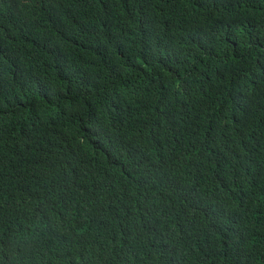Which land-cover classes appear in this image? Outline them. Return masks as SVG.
Segmentation results:
<instances>
[{
  "label": "trees",
  "instance_id": "1",
  "mask_svg": "<svg viewBox=\"0 0 264 264\" xmlns=\"http://www.w3.org/2000/svg\"><path fill=\"white\" fill-rule=\"evenodd\" d=\"M0 264H264V0H0Z\"/></svg>",
  "mask_w": 264,
  "mask_h": 264
}]
</instances>
